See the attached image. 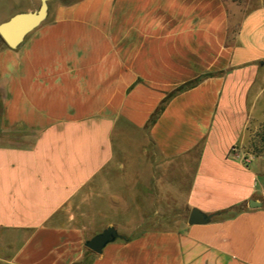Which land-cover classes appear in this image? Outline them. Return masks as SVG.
Here are the masks:
<instances>
[{
	"label": "crops",
	"instance_id": "0c3cea01",
	"mask_svg": "<svg viewBox=\"0 0 264 264\" xmlns=\"http://www.w3.org/2000/svg\"><path fill=\"white\" fill-rule=\"evenodd\" d=\"M230 8L56 0L0 44V264H264V187L238 148L264 2ZM108 226L120 236L88 248Z\"/></svg>",
	"mask_w": 264,
	"mask_h": 264
},
{
	"label": "rangeland",
	"instance_id": "374dc122",
	"mask_svg": "<svg viewBox=\"0 0 264 264\" xmlns=\"http://www.w3.org/2000/svg\"><path fill=\"white\" fill-rule=\"evenodd\" d=\"M50 6L56 0H47ZM72 1V0H61ZM230 5L232 19H238L244 11L264 2V0H227ZM40 0H0V20L8 18L17 10L38 8ZM46 17L41 21L43 22ZM40 22V23H41ZM2 42H0L1 44ZM242 160L255 168L258 183L264 187V90L259 94L250 111L249 120L240 145L238 146Z\"/></svg>",
	"mask_w": 264,
	"mask_h": 264
},
{
	"label": "water",
	"instance_id": "95a60500",
	"mask_svg": "<svg viewBox=\"0 0 264 264\" xmlns=\"http://www.w3.org/2000/svg\"><path fill=\"white\" fill-rule=\"evenodd\" d=\"M47 0H40V4L35 10L19 11L12 14L7 19L0 21V37L9 47H16L24 39L27 33L35 28L47 15ZM261 203L250 199L249 206H258ZM210 215L193 207L190 210L188 222L204 223L208 221ZM120 236L114 227L108 226L86 241V246L95 252H100L102 247L110 240Z\"/></svg>",
	"mask_w": 264,
	"mask_h": 264
},
{
	"label": "trees",
	"instance_id": "16d2710c",
	"mask_svg": "<svg viewBox=\"0 0 264 264\" xmlns=\"http://www.w3.org/2000/svg\"><path fill=\"white\" fill-rule=\"evenodd\" d=\"M0 42H3L2 39H1V37H0ZM3 43H4V42H3ZM193 83H194L193 81H192V82H189V83H185V84H183L181 87H179V88L177 89V91H179V90H184V89L188 88L189 86H191ZM165 101H166V100H165ZM165 101H163V102L161 103L160 107L157 109V111L155 112V114H154L153 117L151 118V121H153V120L155 119V117L160 113V111L162 110V108H163V106H164V104H165Z\"/></svg>",
	"mask_w": 264,
	"mask_h": 264
},
{
	"label": "built area",
	"instance_id": "2783aa9c",
	"mask_svg": "<svg viewBox=\"0 0 264 264\" xmlns=\"http://www.w3.org/2000/svg\"><path fill=\"white\" fill-rule=\"evenodd\" d=\"M231 152H238L236 145L231 146Z\"/></svg>",
	"mask_w": 264,
	"mask_h": 264
}]
</instances>
